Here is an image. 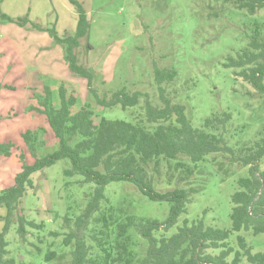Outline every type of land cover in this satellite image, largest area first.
Segmentation results:
<instances>
[{
	"label": "rangeland",
	"instance_id": "obj_1",
	"mask_svg": "<svg viewBox=\"0 0 264 264\" xmlns=\"http://www.w3.org/2000/svg\"><path fill=\"white\" fill-rule=\"evenodd\" d=\"M78 1L89 15L91 28L89 41L81 40L76 55L92 73L95 89L101 96L120 91L141 94L137 106L106 109L100 112L103 117L129 122L145 118L148 102L153 107L162 106L155 69L175 70L174 82L162 88L175 103L185 106L194 128H201L213 114L227 113L231 120L225 137L230 144L257 139L264 127V97L256 95L251 85L224 64L248 45L254 23H264V9L251 16L225 0ZM0 8L16 21L0 19V137L9 134L18 138L26 127H46L29 110L30 105L38 103L32 99L33 93L43 95L46 88L54 90L58 101V88L65 83L79 93L80 104L95 107L87 81L70 70L66 47L51 35L55 31L62 38L76 31L78 15L69 0H1ZM57 143L56 139L50 140L42 153L53 152ZM228 165L225 162L219 170L221 165L209 157L200 167L193 180L200 192L193 195L187 213L167 236L175 234L185 220L191 223L203 219L206 225L231 229L232 196L238 190L239 179L249 176V168ZM69 168L68 160H60L33 176L36 189L24 198L21 213L38 224L44 222L46 227L43 231L29 228L23 240L17 224H13L8 240L10 257L17 264H70L73 244L65 247L63 241L76 229L75 219L86 209L94 185L83 183L79 175L66 177L64 172ZM12 170L11 163L0 159L1 176ZM156 185L162 191L174 188L167 182ZM105 195L102 211L113 206L124 216L160 222L169 216L168 203L149 200L129 183H111ZM67 214L69 224L64 221ZM6 215L7 210L0 207V233ZM130 233L146 243L135 230ZM245 235L256 251H264V234L256 238ZM236 236L234 233L233 239ZM49 250H56L63 259L45 262Z\"/></svg>",
	"mask_w": 264,
	"mask_h": 264
},
{
	"label": "trees",
	"instance_id": "obj_2",
	"mask_svg": "<svg viewBox=\"0 0 264 264\" xmlns=\"http://www.w3.org/2000/svg\"><path fill=\"white\" fill-rule=\"evenodd\" d=\"M225 1L251 16L264 9V0ZM69 2L78 15L76 31L62 38L55 31L51 35L66 47L70 70L87 81L96 109L91 103L80 104L79 93L63 83L58 88V101L51 88H46L43 95L36 92L32 95L38 103L30 105L29 110L46 127L40 124L26 127L18 138L9 134L0 137V159L11 163L13 169L5 177L0 175V207L7 210L0 233V264H17L10 257L8 240L14 223L23 240L29 228L45 230L44 222L28 220L20 207L29 192L36 189L33 176L60 160L70 162V168L64 172L66 177L79 175L83 183L94 185L86 209L75 219L76 229L66 234L63 241L65 247L73 244L70 264H264V251H256L245 235L249 233L256 238L264 234V171L261 170L264 127L255 141L236 144H230L225 137L231 120L227 113L213 114L201 128H194L185 106L175 103L162 88L174 82L177 72L158 68L155 80L162 106L153 107L148 102L145 118L131 122L103 117L100 112L106 109L120 105L126 110L137 106L141 94L120 91L101 96L98 93L92 73L79 63L76 55L81 40L89 41V15L80 1ZM0 19L16 22L1 8ZM87 46L89 49V43ZM224 66L234 69L237 78L251 85L256 95L264 97V23H254L248 45L235 58H228ZM52 139L58 141L57 149L42 153ZM209 157L221 165L219 170L225 162L249 168V176L239 179L238 190L232 196L231 229L206 225L203 219L191 223L185 220L175 234L167 236L187 213L193 195L200 192L193 186V180ZM115 182L132 184L153 202L168 203L167 220L124 216L113 206L102 211L101 204L107 200L106 187ZM165 182L174 188L157 189L156 184ZM64 221L66 224L71 221L68 214ZM131 230L146 243L135 239ZM234 233H237L235 239ZM36 250L41 255L42 250L38 247ZM57 259H63V255L56 250H49L44 256L47 263Z\"/></svg>",
	"mask_w": 264,
	"mask_h": 264
}]
</instances>
